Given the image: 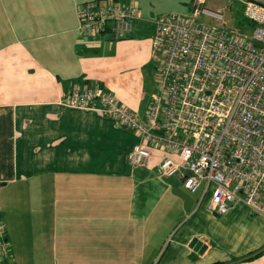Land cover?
<instances>
[{"label": "crops", "instance_id": "1", "mask_svg": "<svg viewBox=\"0 0 264 264\" xmlns=\"http://www.w3.org/2000/svg\"><path fill=\"white\" fill-rule=\"evenodd\" d=\"M88 1L0 0V264H264L246 261L264 247V213L242 200L212 213L200 190L158 175L160 150L135 168L133 131L62 103L100 85L143 119L153 100L128 83L152 59L145 21L120 42L84 35Z\"/></svg>", "mask_w": 264, "mask_h": 264}, {"label": "built area", "instance_id": "2", "mask_svg": "<svg viewBox=\"0 0 264 264\" xmlns=\"http://www.w3.org/2000/svg\"><path fill=\"white\" fill-rule=\"evenodd\" d=\"M252 23L247 34L223 27L224 15L194 0L190 16L166 15L155 23L152 58L158 91L142 119L100 85L68 91L62 103L94 110L141 140L130 164L147 167L154 150L164 155L158 175L209 197L223 216L244 201L264 213V0H240ZM210 17L221 26L198 20ZM80 32L132 37L142 13L118 0H93L79 8ZM0 221V251L5 247ZM1 259V257H0Z\"/></svg>", "mask_w": 264, "mask_h": 264}, {"label": "rangeland", "instance_id": "3", "mask_svg": "<svg viewBox=\"0 0 264 264\" xmlns=\"http://www.w3.org/2000/svg\"><path fill=\"white\" fill-rule=\"evenodd\" d=\"M124 5L136 4L142 13V19L146 23L143 31L139 34L140 40L152 41L155 35L154 23L161 17L166 15L190 16L193 13L194 0H118ZM205 8L221 12L224 15L223 27L244 32L247 34L252 23L246 20L244 16V4L240 0H207ZM200 22H204L210 26H221V23L207 16L198 18ZM112 43L118 42L111 40ZM153 58L141 66H136L130 73L128 83L136 79L143 86L147 96V101L151 100L158 91V71ZM141 82V83H140ZM204 186L197 193H203ZM156 241H152V245ZM155 248V247H154ZM154 261H132L118 264H153Z\"/></svg>", "mask_w": 264, "mask_h": 264}, {"label": "water", "instance_id": "4", "mask_svg": "<svg viewBox=\"0 0 264 264\" xmlns=\"http://www.w3.org/2000/svg\"><path fill=\"white\" fill-rule=\"evenodd\" d=\"M180 194L186 199V201H187V203H189V205L190 204L192 205V199L187 194H185V193H180ZM191 205H190V207H187L188 210H191ZM205 250H206V246L204 245V243L201 241H198L196 243V251L200 252L202 254L205 252Z\"/></svg>", "mask_w": 264, "mask_h": 264}, {"label": "trees", "instance_id": "5", "mask_svg": "<svg viewBox=\"0 0 264 264\" xmlns=\"http://www.w3.org/2000/svg\"><path fill=\"white\" fill-rule=\"evenodd\" d=\"M262 254H264V247L262 248V250L258 251L257 253H254L253 255H251L250 257H248L246 259V261H254V259L258 258ZM238 262L239 261H235V262L228 263V264H238ZM217 264H226V263H217Z\"/></svg>", "mask_w": 264, "mask_h": 264}]
</instances>
